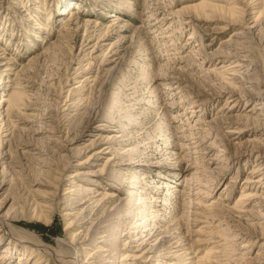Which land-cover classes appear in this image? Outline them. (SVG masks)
Masks as SVG:
<instances>
[{"label":"rangeland","instance_id":"obj_1","mask_svg":"<svg viewBox=\"0 0 264 264\" xmlns=\"http://www.w3.org/2000/svg\"><path fill=\"white\" fill-rule=\"evenodd\" d=\"M201 1L0 0V264L39 258L11 224L44 264H264V0L178 12Z\"/></svg>","mask_w":264,"mask_h":264},{"label":"bare ground","instance_id":"obj_2","mask_svg":"<svg viewBox=\"0 0 264 264\" xmlns=\"http://www.w3.org/2000/svg\"><path fill=\"white\" fill-rule=\"evenodd\" d=\"M74 4H75L76 8L71 10V15H70L71 19L67 20V22H68L67 27L70 26V24L74 20V19H72V17H74L79 12V10L82 7L80 5L79 1L74 2ZM225 8L226 7H224L221 4H216V3L212 2V1H208V0H202L200 3L185 4L184 6H182L181 9L178 10V12L181 13L182 15H184L185 17L193 16L195 19H199V18H201V16H203L209 10H211V11L224 10ZM226 9H228L232 13H236V12L239 13L237 8H234V7L226 8ZM263 10L264 9H262L261 11L258 12V14L256 16L257 18L261 15V13H264ZM20 12H24V11H19V13ZM116 15H118V17L115 19V21H113V23H116V22H119L120 20H122V18L119 16V14L116 13ZM113 16H115V15H113ZM166 19H168V18H166ZM90 20H88V22ZM141 33L144 34L142 36V38L140 39L141 45L138 48L139 45L137 46L135 44L137 47H136V49L134 48V50H136L137 53L138 52L139 53L143 52L144 48L145 49L148 48V45H149V38L147 36L148 35L147 32L143 29ZM137 44H138V42H137ZM181 45H182V43H181ZM148 50H150V49H147L146 51H148ZM172 52H175V53H172ZM137 53H134V54H137ZM143 53H141V54H143ZM148 53H150V52H148ZM181 59H184V51L182 52V46L180 47V44L178 42L174 41V39L172 38V35L169 32H164V33H162V35L160 37V44H159L158 50L156 52L155 51L151 52V58H149V60L147 62L150 63L151 66H153V67L155 66L160 71L162 70V72L164 74H166L167 72L172 74V73L176 72V70H177L176 67L181 65V63H182V61H180ZM0 60H4L2 53L0 54ZM175 61H178L179 64H173ZM233 71H234V73L237 72L235 69H233ZM21 97L22 96H21L20 92H18V91L13 92L11 97L6 99L3 102L4 106L2 108L5 107V110L8 111L11 106H14L15 104H17L19 102V99H21ZM208 122H211V121L209 120ZM201 123H205V122L201 121ZM194 128H195V126L192 128V130ZM110 129L115 130V128H110ZM188 129H191V128H188ZM186 131H188V130H186ZM186 134H187L186 137L188 136L189 139L195 138L194 134H192V133H189V135H188V133H186ZM158 187H160V186H158ZM85 189H87V188H85ZM115 195H116L115 193H111L110 191H105V192H103L101 198H103V200L105 199L104 202L107 204V202L109 203V201L111 200V197H113ZM246 196H248V194ZM8 226H9L8 230H10V233H11L10 236L11 237H17V240L22 241V243H21L22 246L21 247L19 246V248H20V251L23 253V255H26V258L27 257H35L36 258L38 256L39 258L36 259L37 262L35 264H44L46 262V260L44 259L45 255L42 254V252L34 254V253H36L37 249L40 250V249H43V247H45L46 250L51 251L44 243H42V240H40L39 238L37 240H35L30 234H28V232L21 231L20 229L13 227L12 224L8 225ZM99 233H103V232H99ZM113 235H115V239L116 238L118 239L119 236L122 235V233H120L118 236L115 233ZM105 243H106V240H105ZM18 245H20V244H18ZM34 247H36L37 249H35ZM17 249H18V246H17ZM103 251H105V250H103ZM188 254L189 253L184 254L182 256L181 262H183V264H218V262H219V261L217 262L216 260H212L211 257L214 256V255L210 254V253H206L205 256H202V257H199V258L197 256L187 257L186 255H188ZM89 255H90V257H93L94 253H90ZM58 256H61V255H58ZM126 257L127 256H124L122 258V261H124L123 259H125ZM58 258H60V257H58ZM107 258L110 259L109 257H107ZM60 260L63 261L65 264H78L77 263V259H75V258L73 260V258L72 259H67L66 257L65 258L62 257ZM71 260H72V262H71ZM109 262H110V260H108L104 264H109ZM124 264H127V263H124Z\"/></svg>","mask_w":264,"mask_h":264}]
</instances>
